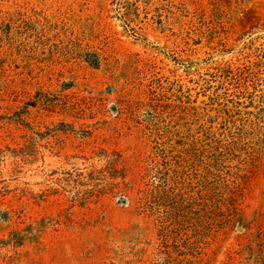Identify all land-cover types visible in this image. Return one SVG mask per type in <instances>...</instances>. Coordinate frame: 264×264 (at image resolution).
<instances>
[{
    "label": "rangeland",
    "instance_id": "rangeland-1",
    "mask_svg": "<svg viewBox=\"0 0 264 264\" xmlns=\"http://www.w3.org/2000/svg\"><path fill=\"white\" fill-rule=\"evenodd\" d=\"M0 264H264V0H0Z\"/></svg>",
    "mask_w": 264,
    "mask_h": 264
}]
</instances>
